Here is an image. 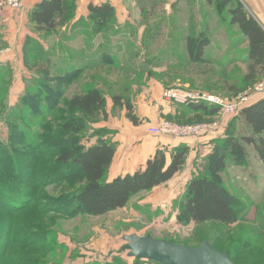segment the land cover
Wrapping results in <instances>:
<instances>
[{
  "label": "rangeland",
  "instance_id": "rangeland-1",
  "mask_svg": "<svg viewBox=\"0 0 264 264\" xmlns=\"http://www.w3.org/2000/svg\"><path fill=\"white\" fill-rule=\"evenodd\" d=\"M105 2L115 17L98 29L87 15L72 26L74 17L52 32L39 31L30 21L33 8L27 10L24 0L20 11L12 10L18 18L9 29L0 21V183L10 176L31 194L25 206L11 210L0 193V264H160L121 250L123 235L130 233L194 247L206 240L229 251L235 264H264V136H254L252 145L242 142L243 158L228 160L220 173L224 187L242 203L238 220L185 224L181 214L188 182L209 174V156L225 136L250 134L240 112L216 107L214 115H171L161 102L168 101L167 91L182 89L230 104L263 79L258 68L250 76L247 39L230 22L228 7L220 8V0ZM241 2L264 28V2L254 0L256 7L252 0ZM195 37L207 40L199 60L188 51V39ZM90 88L101 91L104 105L85 117L66 101ZM48 89L61 92L53 108L45 101ZM31 95L35 108L28 105ZM127 103L136 123L127 117ZM75 114L85 125L78 135L64 127ZM163 120L206 127L193 137L182 168L122 208L98 216L71 212L80 175L70 178L75 167L57 162V143L80 136L89 146L101 139L114 145L119 163L135 148L141 156L145 147L136 138L154 136L146 130ZM164 150L169 160L171 149ZM108 175L109 170L107 180Z\"/></svg>",
  "mask_w": 264,
  "mask_h": 264
},
{
  "label": "trees",
  "instance_id": "trees-1",
  "mask_svg": "<svg viewBox=\"0 0 264 264\" xmlns=\"http://www.w3.org/2000/svg\"><path fill=\"white\" fill-rule=\"evenodd\" d=\"M77 0H41L30 12V21L39 31L52 32L63 26L74 17V8ZM220 8L228 7L230 22L237 25L247 39L248 61L251 77L255 75L256 68L264 72V29L258 21L247 14L242 4L237 0H220ZM88 18L94 23L96 29L114 19V8L110 2L92 3L88 5ZM207 40L203 37L188 39V51L194 60H199L203 45ZM109 58V54L102 55ZM77 69V70H76ZM76 70V71H75ZM78 68H74L77 72ZM49 98L45 99L49 108H53L60 97V91L48 89ZM32 94V93H31ZM28 105L36 103L35 95L29 98ZM71 109L77 110L85 117L97 114L104 105V97L97 88H90L85 92L75 95L66 101ZM119 103L118 98H114ZM173 103V102H172ZM55 104L54 106H52ZM190 108L204 115H214L216 107L199 102L177 104ZM128 110L127 117L136 123L130 103L125 104ZM238 117L245 124L250 135H242L236 139L233 136H225L223 141L217 143L209 156L208 175L192 178L186 188L185 201L181 217L185 224L189 222L202 223L214 221L223 224H232L238 220L242 203L224 187L220 181L221 171L227 167L228 160L240 161L243 157V143L252 145L254 136H264V97L252 105L245 107ZM64 127L73 134L84 129L76 114L64 120ZM80 136H73L65 141H59L56 145L57 162L59 164H71L70 178L80 175V185L76 191V202L71 212H84L94 216L103 215L109 211L124 207L134 195L141 191H149L169 181L185 163L188 147L184 144L173 147L170 159L164 149H158L146 160L142 167L133 173L119 175L111 180L106 179L109 167L113 161L115 148L112 143L99 140L89 146L82 144ZM66 173V174H67ZM8 176L0 188L4 202L11 210L25 206L30 199V193L25 186H20L15 178L9 180ZM13 177V176H12ZM27 189L29 187L27 186ZM31 200V199H30ZM240 206V207H239ZM10 229V228H8ZM27 238V236H22ZM20 240V239H19ZM22 241H24L22 239Z\"/></svg>",
  "mask_w": 264,
  "mask_h": 264
},
{
  "label": "built area",
  "instance_id": "built-area-1",
  "mask_svg": "<svg viewBox=\"0 0 264 264\" xmlns=\"http://www.w3.org/2000/svg\"><path fill=\"white\" fill-rule=\"evenodd\" d=\"M23 7L22 0H0V9L8 8L13 11H20ZM165 99L174 104H185L188 102H199L213 107H221L224 112L237 114L245 107L252 105L264 97V76L263 79L253 84L248 89L239 93L232 103L227 104L214 95L190 92L182 89H172L165 93ZM207 131L206 127L196 124H177L171 121H160L151 125L146 132L154 136H165L173 139L193 138Z\"/></svg>",
  "mask_w": 264,
  "mask_h": 264
},
{
  "label": "water",
  "instance_id": "water-1",
  "mask_svg": "<svg viewBox=\"0 0 264 264\" xmlns=\"http://www.w3.org/2000/svg\"><path fill=\"white\" fill-rule=\"evenodd\" d=\"M121 250L136 259L153 260L160 264H235L229 251H219L204 240L199 246L174 244L150 235L124 234Z\"/></svg>",
  "mask_w": 264,
  "mask_h": 264
},
{
  "label": "crops",
  "instance_id": "crops-1",
  "mask_svg": "<svg viewBox=\"0 0 264 264\" xmlns=\"http://www.w3.org/2000/svg\"><path fill=\"white\" fill-rule=\"evenodd\" d=\"M41 0H24V4L26 6L27 10H31L32 8H34V6ZM210 2V0H208ZM264 2V0H260V2ZM92 2L95 4L96 3H101V2H105V0H78L77 4L79 3V7L76 10L75 13V17L73 19V21L70 23V25L72 26V23L76 22V20H78V18H80L81 16H87L88 15V4ZM239 2L242 4L241 0H239ZM254 0H252L251 5L253 7H256V5L253 3ZM256 10H258V8H256ZM255 11V10H253ZM13 11L8 9V8H2L0 9V21L1 24H3L4 26H7V28L9 29V26H11L13 24V22L16 20L17 18L16 15H13L12 13ZM15 12V11H14ZM82 12V14H81ZM257 12V11H256ZM21 19V18H20ZM261 26V25H260ZM263 28V26H261ZM74 28V25L72 27ZM264 29V28H263ZM247 42V40H246ZM160 99V98H159ZM161 100V99H160ZM161 102L164 104L165 108H167V112L171 113V115H173L174 113H176L177 111L183 112V111H189V112H194V113H198V111H192L190 110V108L187 107H182L180 105L174 104L172 102L169 101H165V100H161ZM138 137V136H137ZM139 142V144L142 147H145L142 150V154L141 156L139 154L136 153V150H138L139 148H135V146L133 148L134 151L133 152H129L130 154L128 155L127 153L124 154V156L122 157V161H120L119 163L117 162L118 160L114 161V158L116 156V153L113 157V161L111 163V166L113 168H109V178L108 180L113 179L116 176L119 175H124L127 173H133L136 169H138L139 167H142L146 160H148L156 150L158 149H172L173 147L180 145V144H184L188 147V150H191L193 147V143L195 142V139L193 138H178V139H173L170 137H160V136H149L147 134H140L138 138H136ZM170 145V146H168ZM127 158L124 160V157ZM118 157V156H117Z\"/></svg>",
  "mask_w": 264,
  "mask_h": 264
}]
</instances>
